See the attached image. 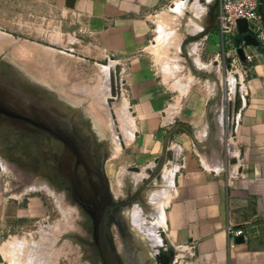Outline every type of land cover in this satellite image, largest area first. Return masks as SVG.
Wrapping results in <instances>:
<instances>
[{
    "label": "rangeland",
    "instance_id": "rangeland-1",
    "mask_svg": "<svg viewBox=\"0 0 264 264\" xmlns=\"http://www.w3.org/2000/svg\"><path fill=\"white\" fill-rule=\"evenodd\" d=\"M70 5L0 0L3 194L11 202L25 196L40 199L34 216L18 218L13 212L1 220L0 264H108L98 239L101 219L103 246L115 264H164L170 250L164 218L172 194L168 171L175 165L170 141L185 133L202 159L208 155L210 146L218 144L212 106L221 98L225 163L234 150L231 118L238 111L243 69L223 61L197 65L183 50L173 51L174 56L153 51L163 59L164 75L179 95L168 114L160 116L165 129L156 132V152H143L137 146L141 132L136 129L127 61L107 49V36L100 30L84 28ZM157 40L159 48L165 47L169 35L159 33ZM183 83L189 84L186 92L180 89ZM190 91L196 99L191 100ZM174 107L177 113L170 116ZM127 113L133 138L124 130ZM170 131L165 163L153 176ZM90 191H95L101 210Z\"/></svg>",
    "mask_w": 264,
    "mask_h": 264
},
{
    "label": "crops",
    "instance_id": "crops-1",
    "mask_svg": "<svg viewBox=\"0 0 264 264\" xmlns=\"http://www.w3.org/2000/svg\"><path fill=\"white\" fill-rule=\"evenodd\" d=\"M51 1L71 4L77 11L75 18L83 20V27L100 30L107 36V49H114L122 61H127L136 129L141 132L137 146L143 152H156L160 144L156 132L165 129L160 116L168 114L173 108L172 100L179 95L164 75L163 59L153 51L162 49L174 56L173 51L183 50L197 65L202 62L218 66L223 61L243 69L237 107L241 117L233 132V153L225 163L221 153V98L212 106L218 144L210 146L208 155L202 159L194 149V140L185 133L176 134L170 141V162L175 165L168 171L173 179L172 194L165 207V238L175 248L173 264H264V38L249 28L258 45L244 41L237 45L238 34L233 42L223 43L215 19L221 0ZM260 22L264 26V0H260ZM159 33L169 35L165 47L159 48ZM177 36L182 37L181 42H176ZM239 47L244 48L245 60L238 54ZM246 53L255 54L252 61L246 59ZM219 82L225 88L221 74ZM228 85L235 93L233 77ZM179 86L186 92L189 84ZM212 91L217 94L216 85ZM189 95L191 100L196 99L197 94L190 91ZM175 108L170 116L177 113ZM124 118V130L133 138L135 129L128 122L129 113ZM4 175L0 169V222L13 212L18 218L34 216L40 199L25 196L15 202L7 200L3 194ZM229 224L244 228L241 242L238 237L229 239Z\"/></svg>",
    "mask_w": 264,
    "mask_h": 264
},
{
    "label": "built area",
    "instance_id": "built-area-1",
    "mask_svg": "<svg viewBox=\"0 0 264 264\" xmlns=\"http://www.w3.org/2000/svg\"><path fill=\"white\" fill-rule=\"evenodd\" d=\"M215 19L223 43L234 41L239 32L237 24L239 19L247 20L250 30L259 38H264V26L260 22V0H221ZM254 56L253 53H246V59L249 61H252ZM236 63L237 65L240 63L238 56ZM232 113L231 124L235 131L239 125L241 113L240 110ZM226 232L231 241L245 234L244 228L232 224L228 225Z\"/></svg>",
    "mask_w": 264,
    "mask_h": 264
},
{
    "label": "water",
    "instance_id": "water-1",
    "mask_svg": "<svg viewBox=\"0 0 264 264\" xmlns=\"http://www.w3.org/2000/svg\"><path fill=\"white\" fill-rule=\"evenodd\" d=\"M237 24H238V30H239L238 35L236 37L237 45H239L242 41H244L248 45H258L259 41H258L257 37H255L251 33H249V25H248L247 20L239 19L237 21ZM237 51H238V54H239L240 58L242 60H245L244 48L243 47H239ZM39 125H41L42 127L46 128V129H49L50 131H52L54 133L56 132L55 130H53V129L49 128L48 126H45V125H43L41 123H39ZM55 134L61 136V134H58L57 132ZM171 134H172V131L166 133V138H165V142H164L163 156L160 159L159 166L156 168L153 176H156L159 173V171L163 167V164L165 163V158H166V153H167V146H168V142H169ZM153 176H152V178H153ZM102 229H103V219H101V222H100V233H101V235H99V237H98L99 244L101 245L102 249L106 251L105 258L107 260V263L108 264H115V262L113 261V257L109 253L108 248L103 246L104 239H103V235H102L103 234L102 233ZM237 240L241 242L243 240V237L240 236V237H238ZM165 253L166 254H164V257H165L164 264H172V262L174 260V256H175L174 255V250L170 249L169 252H165ZM166 259H169V261L168 260L166 261Z\"/></svg>",
    "mask_w": 264,
    "mask_h": 264
},
{
    "label": "flooded vegetation",
    "instance_id": "flooded-vegetation-1",
    "mask_svg": "<svg viewBox=\"0 0 264 264\" xmlns=\"http://www.w3.org/2000/svg\"><path fill=\"white\" fill-rule=\"evenodd\" d=\"M94 193V194H93ZM90 194H91V197H92V199H93V201L96 203V205L98 206V210H101V203H100V201L97 199V197H95V191L93 192V191H90ZM102 201V200H101Z\"/></svg>",
    "mask_w": 264,
    "mask_h": 264
},
{
    "label": "bare ground",
    "instance_id": "bare-ground-1",
    "mask_svg": "<svg viewBox=\"0 0 264 264\" xmlns=\"http://www.w3.org/2000/svg\"><path fill=\"white\" fill-rule=\"evenodd\" d=\"M165 243H166L167 248H169V249H173V248H171V247L169 246V244L167 243L166 238H165ZM166 251H167V250H166Z\"/></svg>",
    "mask_w": 264,
    "mask_h": 264
}]
</instances>
